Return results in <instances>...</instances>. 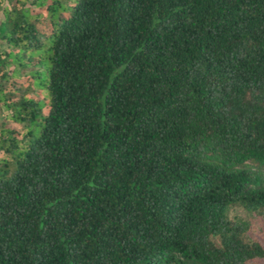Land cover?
<instances>
[{"label":"trees","instance_id":"16d2710c","mask_svg":"<svg viewBox=\"0 0 264 264\" xmlns=\"http://www.w3.org/2000/svg\"><path fill=\"white\" fill-rule=\"evenodd\" d=\"M4 1L0 264L264 261V0Z\"/></svg>","mask_w":264,"mask_h":264},{"label":"rangeland","instance_id":"374dc122","mask_svg":"<svg viewBox=\"0 0 264 264\" xmlns=\"http://www.w3.org/2000/svg\"><path fill=\"white\" fill-rule=\"evenodd\" d=\"M2 5H6V1L4 0H0ZM37 25L39 27V29L41 30V32L45 33V34H49V32L51 31V26L50 25H45L42 21H38L37 20ZM16 86H19L21 89H28L26 92L27 96H30V94L33 92V81H29L28 76L27 75H22V76H14L13 78L9 79L6 83H5V89L6 90H14ZM20 96V92L14 95L13 99H17ZM37 97L38 99H44V91H41V93H37ZM10 109L6 107V105H4V103L0 102V127L4 126V124H10L11 128L15 129V130H20L22 129V123L21 122H16L13 117L10 116L9 119V113H10ZM3 156V153H0V157ZM234 213L236 212L235 210L233 211ZM253 264H264V261H258V262H254Z\"/></svg>","mask_w":264,"mask_h":264}]
</instances>
